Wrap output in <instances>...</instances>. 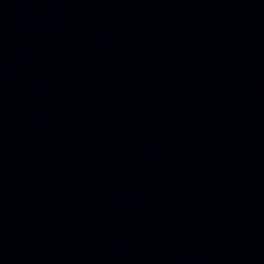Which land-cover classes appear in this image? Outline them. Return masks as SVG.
Instances as JSON below:
<instances>
[{"label": "water", "instance_id": "95a60500", "mask_svg": "<svg viewBox=\"0 0 264 264\" xmlns=\"http://www.w3.org/2000/svg\"><path fill=\"white\" fill-rule=\"evenodd\" d=\"M0 264H264V0H0Z\"/></svg>", "mask_w": 264, "mask_h": 264}]
</instances>
